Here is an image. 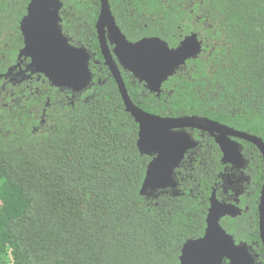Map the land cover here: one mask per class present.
Wrapping results in <instances>:
<instances>
[{"label":"trees","instance_id":"16d2710c","mask_svg":"<svg viewBox=\"0 0 264 264\" xmlns=\"http://www.w3.org/2000/svg\"><path fill=\"white\" fill-rule=\"evenodd\" d=\"M30 1L0 0L1 35L10 29L15 41L21 36ZM109 1L131 41L159 36L176 46L191 33L203 41L199 56L165 81L160 95L122 69L135 103L164 116H206L264 139V0ZM63 3L68 36L91 39L101 64L92 85L68 104H54L45 124L36 113L45 100L38 108L33 96L16 95L0 104V173L7 182L0 264H179L184 243L206 231L212 192L222 194L221 152L207 136L204 154L177 170L174 191L142 194L152 157L139 150V123L99 52L100 0ZM6 41L0 72L20 46ZM51 87L42 84L48 94ZM242 143L254 158L256 194L247 213L224 217L222 225L252 246L258 263L264 260L257 202L263 157L254 144Z\"/></svg>","mask_w":264,"mask_h":264},{"label":"water","instance_id":"95a60500","mask_svg":"<svg viewBox=\"0 0 264 264\" xmlns=\"http://www.w3.org/2000/svg\"><path fill=\"white\" fill-rule=\"evenodd\" d=\"M100 2L101 11L96 26L101 52L118 84L126 110L139 123L138 148L142 154L152 157L141 188L142 194L150 196L159 190L174 191L178 187L177 169L187 153L199 144L194 130L207 132L215 138L223 152V162L245 164L242 144L237 139L254 144L264 159V139L258 135L237 130L206 116L174 117L151 113L135 103L120 67L130 71L151 92L160 95L163 83L189 59L199 56L203 41L198 33L186 35L176 46H171L159 36L131 41L117 23L110 1ZM63 5V0L30 1L27 13L20 22L24 46L19 56L31 59L28 68L33 73L43 74L53 86L74 94L93 83V54L87 47L73 44L63 32ZM107 38L114 45L113 51ZM157 160L160 161L159 166H155ZM161 175L162 178H158ZM261 192L259 230L264 244V183ZM239 213L240 207L220 201L213 194L206 231L203 236L184 243L179 264H257V254L252 246L245 241L237 242L222 225L224 217H235Z\"/></svg>","mask_w":264,"mask_h":264},{"label":"flooded vegetation","instance_id":"af4514ba","mask_svg":"<svg viewBox=\"0 0 264 264\" xmlns=\"http://www.w3.org/2000/svg\"><path fill=\"white\" fill-rule=\"evenodd\" d=\"M100 4H101V2H100ZM100 11H101V9H100ZM62 27H63V32L65 33V35L68 36V30H66L64 28V26H62ZM96 29H97V26H96ZM19 30H20L21 36H19L18 39H16V41L14 40L16 35L10 29H7L6 32H2V35L0 33V44L4 39H6L8 41L5 42V46L12 44V42H14V41L17 43V45L18 44L20 45L16 59L12 63L9 64L8 63L9 58L7 59V57H6V59L4 61L5 64L3 67L4 71L0 72V104L4 105V106L9 105V103L5 102V100L8 99L9 97H11L12 99H15L16 95L27 96V98H31L33 96L34 99L38 102V104L36 103L37 106L40 105L43 100H45L44 105H43L44 107L39 108V106H38L39 109L36 108L37 109L36 113L38 114L37 117L40 119V123L45 124L49 118V113H48L49 109L51 107H53L54 104H58V103L59 104H68V98L73 99V98L77 97L78 95H81V93L83 91H86L88 88L81 91V92L73 94L72 92L68 91L67 89H61L58 87L54 88L55 86L50 84L51 82L49 81V79L46 78L43 74H40L37 72L33 73L28 68L31 59L25 58L24 56H22V58H20V56H19L20 50L24 46V36L21 32L20 24H19ZM97 36H98V31H97ZM107 40H108V45H109L111 51H113L114 45L110 42V40L108 38H107ZM70 41L75 45L85 46L91 51V53L93 54V58L91 60L92 61L91 62L92 63L91 64L92 71H93V68L95 66L101 64V63H99V59H98V51L94 50V44H93L91 39L83 38L81 40L75 41L73 37H70ZM98 41H99V38H98ZM98 46H99V52H100L101 57L103 59V63H105V58L101 52L100 42H99ZM3 57L5 58V56H3ZM115 59H116V57H115ZM105 65L108 66L106 63H105ZM108 68H109V66H108ZM120 69L122 71L123 67H120ZM123 70H125V69H123ZM122 75H123V73H122ZM44 83L45 84L47 83V84L52 86L51 87L52 88L51 94H48V90L46 88H42V84H44ZM68 93H70V94H68ZM69 95H71V96H69ZM193 132H194V137L199 141V144L197 145V147H195L194 149H191L187 153L184 161H186V159L191 157L193 154L195 156H198V157L202 156L204 154L203 150L206 147L205 146V142H206L205 138L207 136H209L210 138H212L216 142L215 138L207 132L203 133L199 130H194ZM237 140L242 144V153H243L244 158L246 160L245 164H243L242 166H240L241 163H239L237 161H235L233 163L223 162V160H222L223 152H222L220 146L216 142V144H217V146L221 152V162L224 166L222 173H221V178L223 181V183H222V194L218 195L216 189H214V191L212 192V194L210 196V205H211V198L214 194L216 196V198L219 199L220 201L233 203V204L237 205L238 207H240L241 213H239L238 215H241V214L247 213L250 210L251 200L253 201V199H254L252 197H253V195L256 194L255 188L257 185H256L255 180H254L256 177L255 167L253 166L254 158L252 155L250 156V154L245 152V147L242 143V139H237ZM262 157H263V155H262ZM182 163H184V162H182ZM263 165H264V159H263ZM263 183H264V179H263ZM263 183H262V186L260 188V193H259L258 199H257L258 208H259L260 203H261V196H262L261 191H262ZM226 217H228V216H226ZM230 217H233V216H230ZM259 218H260V210H259ZM263 246H264V244H263ZM257 257H258V255H257ZM257 264H264V260H260Z\"/></svg>","mask_w":264,"mask_h":264},{"label":"snow or ice","instance_id":"6c2138e0","mask_svg":"<svg viewBox=\"0 0 264 264\" xmlns=\"http://www.w3.org/2000/svg\"><path fill=\"white\" fill-rule=\"evenodd\" d=\"M146 2L148 4H150V5H152V6H156V5H158L159 0H146ZM159 165H160V161L157 160L156 163H155V166H159ZM158 178H162V175L160 177H158ZM6 183L7 182L4 179L3 174L0 173V196H2V193L4 191V187H5ZM10 202H11V200H10ZM201 243H203V241H201Z\"/></svg>","mask_w":264,"mask_h":264}]
</instances>
